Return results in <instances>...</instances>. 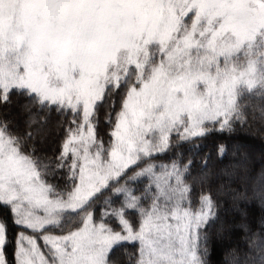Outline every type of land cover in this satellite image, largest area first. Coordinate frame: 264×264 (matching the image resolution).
I'll list each match as a JSON object with an SVG mask.
<instances>
[{"label":"snow or ice","instance_id":"1","mask_svg":"<svg viewBox=\"0 0 264 264\" xmlns=\"http://www.w3.org/2000/svg\"><path fill=\"white\" fill-rule=\"evenodd\" d=\"M241 131L264 0H0V264H264Z\"/></svg>","mask_w":264,"mask_h":264},{"label":"trees","instance_id":"2","mask_svg":"<svg viewBox=\"0 0 264 264\" xmlns=\"http://www.w3.org/2000/svg\"><path fill=\"white\" fill-rule=\"evenodd\" d=\"M255 127V126H254ZM236 139L245 141L251 145L252 150L258 155L261 151H264V138L259 136H255L251 133L246 132H237L235 134ZM257 216H259V208L254 209ZM222 256V252L218 251L215 258H219Z\"/></svg>","mask_w":264,"mask_h":264}]
</instances>
